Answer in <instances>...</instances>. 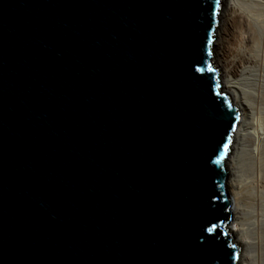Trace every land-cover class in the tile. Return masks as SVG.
<instances>
[{"label":"water","instance_id":"95a60500","mask_svg":"<svg viewBox=\"0 0 264 264\" xmlns=\"http://www.w3.org/2000/svg\"><path fill=\"white\" fill-rule=\"evenodd\" d=\"M224 2L0 0V264H234Z\"/></svg>","mask_w":264,"mask_h":264},{"label":"bare ground","instance_id":"6f19581e","mask_svg":"<svg viewBox=\"0 0 264 264\" xmlns=\"http://www.w3.org/2000/svg\"><path fill=\"white\" fill-rule=\"evenodd\" d=\"M223 9L229 26L216 32L209 62L240 113L224 163L230 202L225 230L233 238L229 244L242 250L236 264H264V0H227Z\"/></svg>","mask_w":264,"mask_h":264},{"label":"rangeland","instance_id":"374dc122","mask_svg":"<svg viewBox=\"0 0 264 264\" xmlns=\"http://www.w3.org/2000/svg\"><path fill=\"white\" fill-rule=\"evenodd\" d=\"M225 1H227V0H225ZM224 5H225V2H224ZM225 16H226V12L224 11V9H223V5H222V8H221V13H220V15H219V18L217 19V23H216V26H215V28H214V32H213V40H212V42H211V45H210V51H209V54H210V58H209V60L210 59H212V57H213V55H212V53L215 51V49L217 48V46H218V32H219V34H221L222 32H223V29L225 28V26H229V24L228 23H226L225 22V20H226V18H225ZM232 26V25H231ZM231 31L233 32V28H230L229 30H228V32H227V38H230V36H232V33H231ZM217 32V33H216ZM210 64H213V61H210ZM212 68H213V70L214 71H216L215 69H214V66L212 65ZM218 77V76H217ZM217 82H218V84L221 82L220 80L218 81V78H217ZM219 86H220V89H221V83L219 84ZM222 90V89H221ZM222 91H224V90H222ZM230 145H231V143H230ZM230 150L228 151V154H227V159L225 160V161H227L228 160V158H229V155H230ZM225 163V162H224ZM226 179H227V176H226ZM226 181V180H225ZM225 187V186H224ZM225 191H226V188H225ZM227 192V191H226ZM227 228H229V224H228V226H226ZM228 230V229H227ZM229 236L231 237V239H233L232 238V236L229 234ZM236 247V246H235ZM237 249H238V253H237V257H236V261H238L237 260V258L240 256V253H241V247L240 246H237L236 247ZM236 261H235V264H236Z\"/></svg>","mask_w":264,"mask_h":264}]
</instances>
